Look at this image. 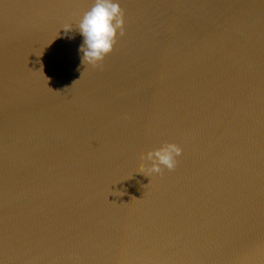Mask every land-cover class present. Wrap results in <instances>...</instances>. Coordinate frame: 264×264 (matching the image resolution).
<instances>
[{
    "label": "water",
    "instance_id": "1",
    "mask_svg": "<svg viewBox=\"0 0 264 264\" xmlns=\"http://www.w3.org/2000/svg\"><path fill=\"white\" fill-rule=\"evenodd\" d=\"M0 264H264V0H0Z\"/></svg>",
    "mask_w": 264,
    "mask_h": 264
}]
</instances>
